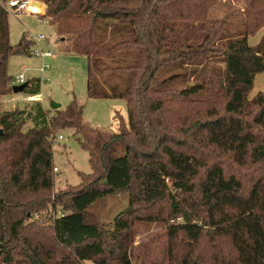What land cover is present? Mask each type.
<instances>
[{
	"label": "trees",
	"instance_id": "trees-1",
	"mask_svg": "<svg viewBox=\"0 0 264 264\" xmlns=\"http://www.w3.org/2000/svg\"><path fill=\"white\" fill-rule=\"evenodd\" d=\"M38 1L69 52L88 58V98L125 100L128 120L92 129L76 101L0 111V264H264V92L249 98L264 42L248 43L264 0L222 18L210 17L216 0ZM32 45L10 44L0 6L1 98L9 58ZM181 79L193 83L176 89ZM30 84L26 97L40 95ZM66 129L83 137L92 173L54 195L52 145ZM122 192L129 205L112 222L89 211ZM148 222L163 234L134 245Z\"/></svg>",
	"mask_w": 264,
	"mask_h": 264
},
{
	"label": "rangeland",
	"instance_id": "rangeland-1",
	"mask_svg": "<svg viewBox=\"0 0 264 264\" xmlns=\"http://www.w3.org/2000/svg\"><path fill=\"white\" fill-rule=\"evenodd\" d=\"M245 0H216L215 5L210 8V17L222 18L225 14L236 8H243ZM228 6L227 9H224ZM233 8V9H231ZM41 10V14H43ZM223 11V12H222ZM233 12V11H232ZM9 40L12 46L26 38L33 43L32 50L42 49L51 52V58H38L35 56H11L8 63V74L11 77L12 86H17V77L24 76L25 82L40 81L41 96H34L27 100L26 93L13 94L0 97V111L13 110L16 107L23 108L27 102H43L45 107H50L51 102L60 104L65 109L72 101H76L84 109L83 122L92 129L108 133L118 131V116L127 122L126 101L123 99H90L87 96L88 68L87 57L69 52L70 42L64 41L58 34L56 27L49 18L40 15L23 14L14 16L8 14ZM43 35L45 40L36 41V37ZM264 42V28L249 36L248 43L252 47ZM43 66H48L42 71ZM107 71L104 72L106 74ZM193 79L178 82L176 89H183L191 85ZM264 92V72L256 76L254 86L249 94L253 99L257 94ZM170 106V105H169ZM169 116V115H168ZM167 116L169 120L170 117ZM62 136L63 140H59ZM83 137L76 134L72 129L59 131L52 145V156L54 167L58 170L54 173L53 194L63 190L76 187L81 184L82 174L89 175L92 169L89 163V153L82 146ZM210 161L212 154L205 150ZM221 165L226 173L235 174L244 178L246 171L237 166L230 159H220ZM248 176V175H247ZM129 205V196L122 192L116 195L106 196L95 202L90 212L103 222L110 223L114 218L126 210ZM164 232L161 223H146L138 225L135 234V244L138 245L151 235H162ZM85 264H93L88 261ZM138 264V263H137Z\"/></svg>",
	"mask_w": 264,
	"mask_h": 264
},
{
	"label": "built area",
	"instance_id": "built-area-1",
	"mask_svg": "<svg viewBox=\"0 0 264 264\" xmlns=\"http://www.w3.org/2000/svg\"><path fill=\"white\" fill-rule=\"evenodd\" d=\"M35 2L41 4L40 7L34 5ZM0 6L9 14L10 12L13 13L14 16L23 15V14H31V15H41V10L43 4L38 0H0ZM40 9V10H39ZM37 10H39L37 12ZM36 41H43L45 37L43 35H39L36 38ZM30 55L38 57V58H51L53 54L51 52H44L42 49H35L30 52ZM48 68V66H43L42 71ZM17 84L21 85L25 83L24 76L20 75L16 79ZM33 97L27 98V100L32 99ZM59 140H63L62 136H58ZM54 171H58L56 168ZM60 215L61 212H58Z\"/></svg>",
	"mask_w": 264,
	"mask_h": 264
},
{
	"label": "water",
	"instance_id": "water-1",
	"mask_svg": "<svg viewBox=\"0 0 264 264\" xmlns=\"http://www.w3.org/2000/svg\"><path fill=\"white\" fill-rule=\"evenodd\" d=\"M34 5H36L37 7H40L41 4L38 3V2H35ZM29 87V83L28 82H25L21 85H17V86H13L12 87V93L13 94H19V93H24L25 90ZM50 108L52 110H57V109H60L61 108V105L60 104H56L54 102H51L50 104ZM3 129L0 128V135H3Z\"/></svg>",
	"mask_w": 264,
	"mask_h": 264
},
{
	"label": "crops",
	"instance_id": "crops-1",
	"mask_svg": "<svg viewBox=\"0 0 264 264\" xmlns=\"http://www.w3.org/2000/svg\"><path fill=\"white\" fill-rule=\"evenodd\" d=\"M42 9H44V7H42ZM41 96V95H40ZM43 103V102H42ZM44 105V104H43Z\"/></svg>",
	"mask_w": 264,
	"mask_h": 264
},
{
	"label": "bare ground",
	"instance_id": "bare-ground-1",
	"mask_svg": "<svg viewBox=\"0 0 264 264\" xmlns=\"http://www.w3.org/2000/svg\"><path fill=\"white\" fill-rule=\"evenodd\" d=\"M39 10H40V9H39ZM39 10H37V12H38Z\"/></svg>",
	"mask_w": 264,
	"mask_h": 264
}]
</instances>
